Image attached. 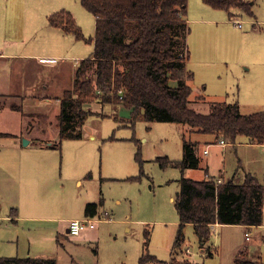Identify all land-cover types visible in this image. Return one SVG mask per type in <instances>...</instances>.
I'll return each instance as SVG.
<instances>
[{"label":"rangeland","instance_id":"1","mask_svg":"<svg viewBox=\"0 0 264 264\" xmlns=\"http://www.w3.org/2000/svg\"><path fill=\"white\" fill-rule=\"evenodd\" d=\"M201 4L210 10H216L209 5L206 6L202 0H188L186 16L188 21L189 17H193L196 12L201 15L199 9ZM61 9L73 15L86 40L76 39L69 33L72 44H69L64 51V55L69 56L65 58L43 56L40 59L42 66L39 67L34 66V61H26L27 65L30 63L32 65H28L29 70L25 71L26 78L42 80L55 92L70 86L74 73L72 67L74 60L70 55H81L83 59L92 54L93 43L88 38L94 33V16L84 8L80 0H0V30L6 26L4 30L7 32L13 30L15 37L20 34L17 46L22 47L30 46L35 41L41 42L45 36L46 16ZM231 9L239 17L242 27H235L232 21L226 18L237 30L229 31V44L233 40L234 46L237 47L240 41L241 49L245 50L246 38L238 32L250 30L255 20L263 23L258 26L264 32V0H247L246 8L232 7ZM218 12L222 14L224 11L218 10ZM237 12L240 13L237 14ZM187 25L190 26L192 33L193 22H188ZM219 37L215 36L218 46L216 45L214 49L220 54L219 62L214 65L216 72L211 79L201 82L200 76L203 74L195 71L197 72L194 73L195 78L190 82L192 94H195L200 87L203 89L200 85L205 83V89H214L213 96H210L212 100L231 101L232 96H235L234 101L239 102L244 113L262 109L264 106V61H261V58L254 61L250 70L254 76L252 79H247L251 73L244 70L246 63L237 60L233 52L225 56L228 43L223 44ZM191 60L190 63L198 69L196 57ZM213 60H217V55ZM19 61H11L9 67L17 65ZM209 61L211 62L212 58ZM86 75L92 76V71L87 70ZM194 99L195 102H191V107L202 112L208 109L209 102L205 103L200 95L195 96ZM87 105L92 113L87 116L83 124L85 139L59 140L58 135L54 133L56 130L54 121L59 111V103L42 104L40 109H37L44 111L46 118L39 119V128L35 130V133L41 138L52 139L50 147H60V151L56 149V152L58 155L62 152L63 161L61 166L60 157L57 156V176L54 182L52 181L53 200L48 206V212L57 217L58 221V217L70 216L79 209L77 199L80 196L81 199L84 196L98 197L101 193L104 204L99 217L108 218L97 223L101 234L99 242L80 244L72 239L64 238L62 243L59 241L57 244L45 246L46 253L54 255L56 264H95L96 262L98 264H137L143 251L164 261L176 255L178 259L185 258L195 264H236L235 258L238 256L249 260V264H264V227L249 228L251 237L250 240H246L244 231L248 228L241 224H223L212 229L209 239L201 244L193 226L188 223L182 228L184 241L180 247L173 249L179 223L173 197L179 190V178L182 172L178 167L162 166L161 158L165 156L169 159L182 158L184 138L188 142L198 140L194 149L200 156L203 155L205 160L207 156L201 153V148L207 144L205 140L208 135H198L197 131H191L189 125L180 122H148L139 118L132 120L128 108L112 103L92 102ZM90 134L94 137L88 138ZM76 144H79V147L74 149L73 146ZM208 148L213 153L210 159L213 164L217 165L222 160L226 161L224 179H228L234 169L235 171L237 169V175L241 178L247 170L254 169L259 173L264 171V162L261 160L260 169L259 163L253 159L252 153H255L253 148L247 149L240 144L237 146L230 144L224 158L220 151L221 145L208 144ZM85 150L88 154L96 156L97 170L99 167L103 168L106 177L104 179H100V176L96 179L85 178L78 187L72 176L79 170L84 158L81 155H84ZM256 150L261 151L259 148ZM238 159L241 166L237 164ZM215 167L211 170L215 171ZM199 171L202 170L197 169L194 172ZM117 200L120 202L118 203ZM2 208L5 210V207L1 205L0 215L5 213ZM104 211L110 214L105 215ZM0 223L3 222L0 220ZM50 224L55 223L50 222ZM186 247L190 248V254L186 252ZM207 249L211 253L206 255ZM145 264L155 263L146 262Z\"/></svg>","mask_w":264,"mask_h":264},{"label":"trees","instance_id":"2","mask_svg":"<svg viewBox=\"0 0 264 264\" xmlns=\"http://www.w3.org/2000/svg\"><path fill=\"white\" fill-rule=\"evenodd\" d=\"M207 5L228 10L246 8L242 0H202ZM94 16V33L88 38L93 52L80 60L73 87L59 101V140L82 137V127L92 111V102L112 103L130 110V119L185 123L197 132L214 134L216 139L232 145L245 136L250 143L264 142V109L242 113L237 101H213L209 110L201 112L191 107L192 73L186 69L189 49L186 37L188 0H80ZM47 23L59 27L76 39H84L73 15L66 10L52 12ZM87 70L92 76H85ZM175 81L172 85L170 82ZM9 106L20 110L21 104L8 102L0 94V108ZM195 142L183 138L180 159L161 158L162 166L196 168L199 159ZM262 181L246 171L241 182L234 177L221 183L210 177L197 180L183 173L173 202L179 215L178 230L173 242L177 249L184 241L182 228L194 226L201 244L211 234L210 225L241 224L258 226L263 216ZM99 202H89L84 213H96ZM244 252V251H243ZM211 251L207 249L206 255ZM175 254V251H174ZM195 264L188 259L159 260L143 251L137 264ZM236 264H249L247 259L235 258ZM0 264H56L55 258L0 256Z\"/></svg>","mask_w":264,"mask_h":264},{"label":"crops","instance_id":"3","mask_svg":"<svg viewBox=\"0 0 264 264\" xmlns=\"http://www.w3.org/2000/svg\"><path fill=\"white\" fill-rule=\"evenodd\" d=\"M242 1L247 3V0ZM199 9L201 15L196 12L193 17H189L188 21L193 22L194 24L192 33L189 26V32L186 37L189 49V58L185 66L186 69L192 73V79L188 80L189 84L195 78L194 73L196 74L200 71L203 74V76H200L202 80L201 82H206V80L211 79L216 72L214 65L216 62H219L218 56L220 54L214 49L216 45L218 46V43L215 42V36H220L219 39L223 42V44L226 42L228 43V45H226L227 52L225 51V56H227L230 52H233L237 56V60L246 63L244 68L245 71H250L252 69V64L256 59L261 58V61H264V32L258 26L263 23L257 22V20H255V15L253 17L255 22H252L253 24L251 25V29L238 32L242 33V35L246 38L244 43L246 47L245 50H243L244 48L241 49L240 41H238L237 47L234 46L233 40L230 44L228 41L229 31H237L229 24L228 20L232 21L235 27H242V22L239 20V17L236 15L234 10L231 8L228 10L218 9L224 11L220 14L217 8H212L216 10H210L205 6H202V4ZM239 13L240 12H237V14ZM47 16L46 24L44 25L45 36L43 40H41V42L35 41L30 46H17L19 42L18 36L20 34L15 37L13 30L8 32L7 30H4L6 26H3L2 30H0V94L7 96L8 102L15 101L21 104L20 110L13 109L9 106H3L0 108V206L3 205L5 207V210L2 208L5 213L0 215V220L3 222L0 223V256L55 258L54 255L46 253L45 246L51 245L52 243L57 244L59 241L62 243V239L64 238L72 239L80 244L99 242L101 238L99 225L97 224L95 228L84 231L78 236L69 235L66 228L67 220L70 218L83 216L99 217L102 213V205L104 204L101 193L98 197L84 196L81 199L80 196L77 199L79 209L74 211V213H71L70 216L58 217L59 222L56 220L57 217L52 216L48 212V206L53 200L51 192L53 191L52 181L54 182L57 176V156L58 158L60 157L59 160H61V166L63 161L62 152L60 155L56 152V149H59L60 151V147H50L52 139L49 140L36 135L35 130L39 128V119L46 118V113L37 109H40L42 104L49 105V103L53 102L55 104L59 103L64 92L72 89L75 70L82 59V56L70 55L74 60V63H72L74 73L70 83L71 87L69 86L70 88L68 87L67 89L55 92V90L53 91L50 88L48 83L44 84L42 80L38 81V79L25 77V71L29 70L28 67L32 65V63H30L28 66L26 61H34V66L39 67L42 66L40 64V59L43 56H52L57 58H65L66 56H69L64 55V51H66L69 44H72L70 40L72 38H70L69 33H66L63 29L50 26L47 23ZM227 17L228 20L226 19ZM233 20H239L241 22V26H238ZM219 23L222 24L219 25ZM214 31L220 33L217 34ZM261 41L263 42L261 43ZM40 44H42V46ZM212 54L213 57H211ZM216 55L217 60L214 61L213 59ZM194 57H196L199 65L198 69H195L194 67L196 66L190 63L192 62L191 58ZM210 58H212L211 62L209 61ZM20 59L22 60L21 62L19 61ZM11 61H19L21 64L17 62V65L15 64L14 66L9 67ZM234 72L236 71L234 70ZM250 73L251 74L247 76V79H252L254 76L252 71H250ZM170 83L174 85L175 81H171ZM203 84L204 85H200L203 89L200 87L195 94L191 93L192 95L190 96L193 102H195L194 97L198 95L203 98L205 103L209 102V104L213 101H227L210 99V96L214 93V89H205L206 84ZM234 98L235 96H232L231 101L227 102H234ZM88 106L89 105H87V107ZM239 107L240 111L244 113L240 105ZM263 109L264 106L262 109L255 111ZM208 110L209 107L206 111ZM57 114L55 115L54 121L56 126L54 133L58 135ZM191 131L196 132L192 128ZM197 133L198 135H208L205 140L207 144L201 148V153L207 156V159L205 158V160H203V155L200 156L199 153L195 151V154L199 159L198 167L186 168L182 171V173L185 175H187L186 173H189L190 175H187V177L197 180L212 177L215 181L220 179L221 183L222 181H226L234 177L235 181L241 182L243 177L241 178V176L237 175V169L236 171L234 169L228 179H224V175L226 174V161L222 160L216 165L210 160L213 157V153L208 148V144L221 145L220 151L223 158L226 156L227 148L230 144L227 142H224V145L221 144L220 140H217L214 134L201 132ZM82 134L81 138H84V132ZM93 137L94 136L90 134L88 138ZM23 138L28 139L27 144H23ZM202 138H204V136ZM197 141V139L194 140L195 143H197ZM238 144L242 147H247V149L248 147L254 149L253 152L255 153H252L253 159L259 163L258 167L261 169V160L264 162L263 144L250 143L247 141L245 136H241L237 139V144L235 146ZM73 147H75L74 149H77L79 144H76ZM256 148L261 149V151L258 150L257 152ZM81 156H84L83 162L80 164L79 170L72 176L78 187L81 186L82 181L85 178L90 177L96 179L100 176V179H104V177H106L103 168L99 167V170H97L96 156L91 153L88 154L86 150L84 155ZM237 164L238 166H241L239 159ZM214 167L215 171L211 170ZM259 168L258 170L261 171ZM197 169L202 171L195 173L194 171ZM247 171L253 175L257 174L259 177L257 175L256 177L259 178L264 185V171L262 173H259L254 169ZM100 200L102 203L99 204L95 214L86 215L84 213V208L87 203L99 202ZM117 202L119 203L120 200H117ZM104 214L109 215L110 213L104 211ZM50 222L55 224H50ZM191 225L193 226V224ZM220 226H223V224L218 222L212 223L210 225V231ZM242 226L248 228V230L245 231H250L249 228L259 229L264 227V192L262 223L258 226ZM250 237L251 232L249 238L247 239L245 237V239L250 240ZM186 252L190 254L189 247H186ZM95 264L98 263L96 262Z\"/></svg>","mask_w":264,"mask_h":264},{"label":"built area","instance_id":"4","mask_svg":"<svg viewBox=\"0 0 264 264\" xmlns=\"http://www.w3.org/2000/svg\"><path fill=\"white\" fill-rule=\"evenodd\" d=\"M238 26H241L239 20H233ZM220 143L224 145V141L220 140ZM264 146V142L262 143ZM220 179L216 180V183H220ZM108 218H99L91 216H83L77 218H70L67 220V233L71 236H78L84 231L95 228L96 224L101 220H107ZM250 236V231H245V237L248 239ZM188 252V250H187Z\"/></svg>","mask_w":264,"mask_h":264},{"label":"water","instance_id":"5","mask_svg":"<svg viewBox=\"0 0 264 264\" xmlns=\"http://www.w3.org/2000/svg\"><path fill=\"white\" fill-rule=\"evenodd\" d=\"M22 142H23V144H27V143H28V139L23 138V139H22Z\"/></svg>","mask_w":264,"mask_h":264}]
</instances>
